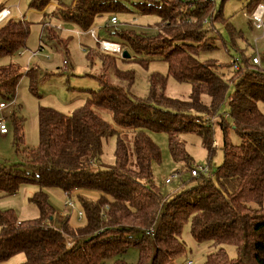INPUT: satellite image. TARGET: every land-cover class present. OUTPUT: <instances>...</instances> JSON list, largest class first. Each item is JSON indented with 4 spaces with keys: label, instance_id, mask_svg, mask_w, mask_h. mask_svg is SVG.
Returning a JSON list of instances; mask_svg holds the SVG:
<instances>
[{
    "label": "trees",
    "instance_id": "obj_1",
    "mask_svg": "<svg viewBox=\"0 0 264 264\" xmlns=\"http://www.w3.org/2000/svg\"><path fill=\"white\" fill-rule=\"evenodd\" d=\"M38 1L39 7L48 2H32ZM214 3L215 0H72L71 5L55 12L85 32L102 15L109 18L116 12L133 9L139 15L156 16L154 35L110 30L114 26L104 28L116 36L117 41L112 42L119 43L121 51L130 49L164 60L168 75L189 82L191 93L185 100L167 97L162 90L163 80L153 75L148 96L136 98L130 91L134 72L118 68L115 56L108 53L126 58L115 51H98L99 87L88 89L83 104L71 113L40 105L38 144L25 148L20 163L0 164V197L15 193L21 183L39 185L31 196L39 210L37 218L18 221L12 210L0 209V261L23 253L25 259L20 264H103L112 257V264H173L187 258L180 234L189 223L194 240L208 244L209 251L201 264H264V112L260 107H264V70L247 58L232 57L226 64L205 56L211 52L199 45L203 38L207 41V34L218 41L215 23L225 24L229 31L232 27ZM257 4L251 2V12ZM27 32L25 20L9 19L0 26V56L23 47ZM161 32L180 42L168 43ZM57 35L43 24L46 42H56ZM212 45L216 50L217 44ZM235 58L238 69L232 67ZM26 73L34 89L33 69ZM21 75L13 64L0 66L3 99H14ZM229 84L234 90L226 98ZM202 94L209 97L207 104L202 102ZM225 101L232 128L240 138L238 144L227 140L226 119L217 114ZM94 107L110 109L120 131H132L136 168L128 164V149L119 132L113 163H101L102 139L114 130ZM211 113L219 116L224 135L222 162L213 169L208 166L207 175L192 176L190 186L163 197L151 179V164L159 161L160 149L149 132H167L172 160L187 162L191 170L196 166L188 161L177 134L181 130L197 131L211 155L213 123L209 117L202 118ZM10 120L14 141L19 142L22 119L11 113ZM50 188L77 197L84 215L82 224L71 225L68 217L59 224L54 222L55 211L47 191ZM73 190L77 192L71 194ZM131 246L138 251L135 263L122 258ZM228 246L234 248V255L228 253Z\"/></svg>",
    "mask_w": 264,
    "mask_h": 264
},
{
    "label": "rangeland",
    "instance_id": "obj_2",
    "mask_svg": "<svg viewBox=\"0 0 264 264\" xmlns=\"http://www.w3.org/2000/svg\"><path fill=\"white\" fill-rule=\"evenodd\" d=\"M32 1L0 0V7H9L11 11V14L0 22V26L9 19H15L25 20L28 27L25 45L10 55L0 56V66L13 64L18 67L22 74L14 99L6 100L0 96V102L3 101L6 104L5 107L0 109V121L3 120L7 128L6 134L0 133V164L4 165L20 163L25 148L34 147L38 144L37 112L40 105L71 113L83 104L88 89L95 90L100 85L96 78L101 72V61L97 54L101 50L99 43L95 41L94 36L88 30L86 32L80 30L55 13L59 8L71 5L72 0H48L42 7H39V1L37 3ZM251 2H259L264 6V0H215V9L220 10L226 22L233 28L230 26L231 30L229 31L225 24L215 23V28L220 34L218 41L216 42L210 34L206 36L207 41L204 38L202 39L199 46L209 49L211 53L205 56L214 58L211 61L216 59V63L228 64L232 57L250 60L251 57L255 56L259 59L257 67L264 70V14L262 17L263 26L256 27L251 17ZM114 15L117 18V24L110 30L126 29L150 35L157 32L155 25L157 18L154 15H139L133 9L116 12ZM107 20L108 16L106 15L97 17L90 29L95 30L99 39L117 41L116 36L109 34L104 28ZM44 23L56 35L58 33L60 38L57 35L56 42H46L42 37ZM231 32L234 34H231ZM161 35L163 38L167 37L169 39L168 43L180 42L164 32H161ZM212 44H217L216 50ZM128 50L130 56L125 60L117 54H108L115 56L118 68L130 69L134 72V80L130 86L131 94L134 97L143 99L148 96L149 80L153 75L163 80L162 90L165 96L184 100L189 97L191 84L187 81H177L171 75H168L167 63L164 60L152 58L144 53L143 55L136 54L130 49ZM33 52L35 54H32ZM256 68L250 67V69ZM28 69H33L34 72V89H31L30 77L26 73ZM108 71L111 72V69ZM110 78L113 81L115 80L114 73L111 72ZM233 90L234 86L229 84L226 90V98L233 93ZM201 100L207 104L209 97L202 94ZM260 107L264 112V107ZM94 110L114 130L111 135L102 139L101 163L104 165L113 163L116 132H119L128 149V164L131 168H136L132 131H120L121 127L114 120L110 109L94 107ZM11 113L22 119V139L19 142L17 141L18 143L14 141L15 131L10 120ZM217 114L226 119L228 125L227 140L233 144H238L240 138L230 123L227 101L221 104ZM203 117H209L210 119L213 114ZM218 121L216 119L212 120L214 152L211 155L203 145L202 137L197 131L181 130L178 132V138L183 142L184 150L189 156L188 161L192 166L206 165L213 169L222 162L221 146L224 135ZM149 135L160 149L159 161H153L151 164V179L161 195L163 197L172 195L179 189L193 184L189 164L184 161L174 162L172 160L168 148L167 132L152 131L149 132ZM175 173L176 175L170 182H164L166 178ZM38 188L39 185L35 183H21L15 193L0 197V209L12 210L18 221L37 218L39 210L34 201L31 200V196ZM47 191L50 203L55 211L54 222L56 224L62 222L63 213L66 214L65 217H68V222L71 225H80L84 222L83 213L80 217L78 216V211L82 212V209L75 195L68 198V195L58 188H50ZM76 192V190H73L71 194ZM91 193L98 194L97 192ZM67 198L72 201L73 208L64 206L63 203ZM180 237L186 244V256L193 260V264H201L204 255L209 251L208 244L194 240L190 233L189 223L183 226ZM227 251L230 255H234L232 246H228ZM137 257L138 251L134 246L129 247L122 256L128 263H135ZM24 259L23 253H17L0 261V264H20ZM112 263L113 257L105 259L103 264Z\"/></svg>",
    "mask_w": 264,
    "mask_h": 264
},
{
    "label": "built area",
    "instance_id": "obj_3",
    "mask_svg": "<svg viewBox=\"0 0 264 264\" xmlns=\"http://www.w3.org/2000/svg\"><path fill=\"white\" fill-rule=\"evenodd\" d=\"M11 14V11L9 9V7H5V6H2L0 7V22L4 19H6L9 15ZM263 14H264V6L262 4H257L255 9L252 11L251 13V17H252V20L255 24L256 27H262L263 26V21H262V17H263ZM117 24V18L115 15H111L108 20L106 21L105 23V26L107 27H111V26H115ZM89 33L92 34V36H94V39L96 42L99 43V46L101 48V50L103 51H115V52H118L119 54L121 53V48H120V45L119 43H116V42H112V41H109V40H106V39H99L97 36H96V32L95 30L92 28V29H89L88 30ZM32 54H35V52H33ZM251 61L253 64L255 65H258L259 64V59L255 56H253L251 58ZM65 62V61H64ZM232 67L233 69H238L239 68V65L237 63V59L235 58L232 62ZM6 104L4 102H0V109L5 107ZM214 119L216 120H219V116H213L209 119V121L212 123V120L214 121ZM0 133L2 134H6L7 133V128L4 124V121H0ZM208 166L206 165H197L195 168H192L190 170V175L191 176H197L199 174H204V175H207L208 174ZM176 175L173 174L171 177H168L164 180L165 183H168L170 182L174 176ZM67 195H68V198L70 197V194L65 192ZM66 201H64V206L67 207V208H73V203L70 199H68ZM63 217L66 216V214L63 213ZM82 215V212L81 211H78V216L80 217ZM173 264H193V260L189 257L187 258H184L182 261L180 262H177V263H173Z\"/></svg>",
    "mask_w": 264,
    "mask_h": 264
},
{
    "label": "water",
    "instance_id": "obj_4",
    "mask_svg": "<svg viewBox=\"0 0 264 264\" xmlns=\"http://www.w3.org/2000/svg\"><path fill=\"white\" fill-rule=\"evenodd\" d=\"M120 56L122 58H128L130 55H129L128 51L124 49L121 51Z\"/></svg>",
    "mask_w": 264,
    "mask_h": 264
},
{
    "label": "crops",
    "instance_id": "obj_5",
    "mask_svg": "<svg viewBox=\"0 0 264 264\" xmlns=\"http://www.w3.org/2000/svg\"><path fill=\"white\" fill-rule=\"evenodd\" d=\"M91 193V192H90ZM91 194H93V193H91Z\"/></svg>",
    "mask_w": 264,
    "mask_h": 264
}]
</instances>
